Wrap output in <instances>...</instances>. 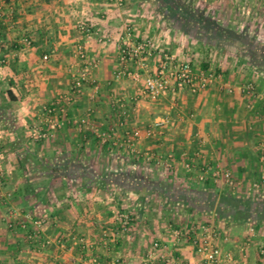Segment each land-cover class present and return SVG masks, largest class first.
Returning <instances> with one entry per match:
<instances>
[{"label": "crops", "instance_id": "1", "mask_svg": "<svg viewBox=\"0 0 264 264\" xmlns=\"http://www.w3.org/2000/svg\"><path fill=\"white\" fill-rule=\"evenodd\" d=\"M0 11V264H202L172 232L203 223L219 232L220 264H264V0H0ZM145 40L193 67L202 55L221 81L148 100L144 73L125 76L136 67L117 52ZM77 44L97 62L80 94ZM247 83L254 94L240 91ZM58 97L70 101L46 113ZM162 117L169 124L146 138ZM204 165L234 186L210 173L198 182ZM26 213L46 219L34 239L17 227Z\"/></svg>", "mask_w": 264, "mask_h": 264}, {"label": "built area", "instance_id": "2", "mask_svg": "<svg viewBox=\"0 0 264 264\" xmlns=\"http://www.w3.org/2000/svg\"><path fill=\"white\" fill-rule=\"evenodd\" d=\"M3 19V14L0 11V25ZM76 30L80 32L86 39L95 36V33L91 28L85 26L83 23L76 25ZM105 42H110L108 38L103 39ZM20 44L25 47H30L31 42L27 37H23L20 40ZM118 61L120 64L131 63L136 67V71L126 72L125 76L129 77L133 82H138L143 77V89L142 94L151 101H156L165 94H176L184 89L190 92H198L206 90L214 83L220 82L222 75L215 71H202L200 69L194 70L190 61L179 62L172 55L164 52L158 46H155L150 41H140L132 44H122L118 48ZM156 57V68L153 72L149 71L148 59ZM74 58L77 59L83 65V68L77 70L72 75V87L71 90L74 94H80L82 86L89 82V71L97 67L95 60L89 59L85 50L84 44H77L75 47ZM227 92H231L230 88H227ZM240 91L244 94H254L255 87L252 83L244 84L240 87ZM61 101H70V98L58 97V100L51 104L50 107H45L46 113L53 112L56 107L59 106ZM169 124L168 117H162L158 121H155L151 128L144 131L146 138L152 137L155 132L161 131ZM32 137L36 140L44 139L45 134L33 133ZM132 137H138V132H133ZM2 148L0 147V157L2 156ZM172 156H169L171 159ZM183 166L186 170H190V163L183 162ZM210 173V179L214 182H221L227 187H233L234 181L231 174L228 171H222L219 167L212 168L209 165H204L199 169L197 174V180L200 183H204L207 179V175ZM262 185L264 184V178L261 179ZM3 186V176L0 172V190ZM258 187V184L253 186ZM8 195H5V198ZM121 230L126 231L129 223L128 218L125 215H120ZM46 223V219L43 217H34L31 213H26L22 217V221L18 223V229L24 231L27 234L28 239L36 238L43 226ZM8 228H13L10 223ZM172 237L177 242L181 238H186L195 247L196 253L202 257V264H220V249L215 243L219 237V232L210 224H200L195 230L179 229L172 232ZM51 242L49 240H41L38 245V249L43 250L49 247ZM58 246H62L60 241H56ZM160 245L156 242L151 244L153 251L160 250ZM258 255L264 260V243L261 245ZM55 264V263H51Z\"/></svg>", "mask_w": 264, "mask_h": 264}, {"label": "trees", "instance_id": "3", "mask_svg": "<svg viewBox=\"0 0 264 264\" xmlns=\"http://www.w3.org/2000/svg\"><path fill=\"white\" fill-rule=\"evenodd\" d=\"M184 18V20H186V22H190L191 21V19L192 18H190V16L188 17V16H185V17H183ZM194 21L195 22H197V23H199V24H205L204 26L206 27V28H208L209 29V27L208 26H210L211 28H213V24H209V23H212V22H209V20H207V19H204L201 15H198V16H196L195 17V19H194ZM215 29H216V31L217 32H215L214 34H217V36H218V34H219V26H215ZM200 69L202 70V71H208L209 70V65L208 64H201V66H200ZM216 73H218V70H214ZM12 99V98H11ZM90 180H92V179H90ZM94 181V180H93ZM99 183L101 184V185H103V184H105V181L103 180V181H99ZM135 185H139V182H135ZM222 204V203H221ZM222 206H224L223 204H222Z\"/></svg>", "mask_w": 264, "mask_h": 264}, {"label": "rangeland", "instance_id": "4", "mask_svg": "<svg viewBox=\"0 0 264 264\" xmlns=\"http://www.w3.org/2000/svg\"><path fill=\"white\" fill-rule=\"evenodd\" d=\"M200 54H202V52H201ZM198 56H199V57H198V59L196 60V64H194L195 66L193 67L194 70L200 69V66H201L200 62L203 61V59H202V55H198ZM201 63H202V62H201ZM200 70H201V69H200ZM210 70H211V71H214V70H215L214 66H212V68H211Z\"/></svg>", "mask_w": 264, "mask_h": 264}]
</instances>
